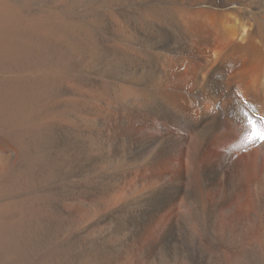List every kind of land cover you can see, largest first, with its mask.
Here are the masks:
<instances>
[{"label": "bare ground", "instance_id": "obj_1", "mask_svg": "<svg viewBox=\"0 0 264 264\" xmlns=\"http://www.w3.org/2000/svg\"><path fill=\"white\" fill-rule=\"evenodd\" d=\"M261 136L264 0H0V264H264Z\"/></svg>", "mask_w": 264, "mask_h": 264}, {"label": "snow or ice", "instance_id": "obj_2", "mask_svg": "<svg viewBox=\"0 0 264 264\" xmlns=\"http://www.w3.org/2000/svg\"><path fill=\"white\" fill-rule=\"evenodd\" d=\"M260 139H261V141H264V136H261V138H260Z\"/></svg>", "mask_w": 264, "mask_h": 264}, {"label": "rangeland", "instance_id": "obj_3", "mask_svg": "<svg viewBox=\"0 0 264 264\" xmlns=\"http://www.w3.org/2000/svg\"><path fill=\"white\" fill-rule=\"evenodd\" d=\"M218 106H219L218 108L221 110V107H220V105H218Z\"/></svg>", "mask_w": 264, "mask_h": 264}]
</instances>
